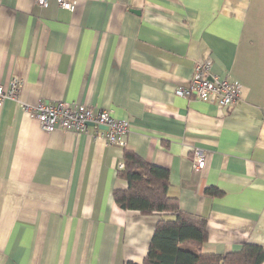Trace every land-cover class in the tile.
Wrapping results in <instances>:
<instances>
[{
    "label": "crops",
    "instance_id": "crops-1",
    "mask_svg": "<svg viewBox=\"0 0 264 264\" xmlns=\"http://www.w3.org/2000/svg\"><path fill=\"white\" fill-rule=\"evenodd\" d=\"M67 1L0 0V83L18 77L24 103L96 105L130 129L108 145L1 103L0 264H141L160 215L116 204L124 150L168 171L167 195L206 220L204 253L264 246V0ZM205 61L240 86L234 106L176 94Z\"/></svg>",
    "mask_w": 264,
    "mask_h": 264
},
{
    "label": "trees",
    "instance_id": "trees-1",
    "mask_svg": "<svg viewBox=\"0 0 264 264\" xmlns=\"http://www.w3.org/2000/svg\"><path fill=\"white\" fill-rule=\"evenodd\" d=\"M117 176L127 182L126 189L112 193L121 209L160 215L141 264H261L264 261V246L251 243L223 255L204 253L203 245L208 239L206 220L180 211L177 201L167 195L166 169L124 150L123 167ZM206 193L219 192L211 188Z\"/></svg>",
    "mask_w": 264,
    "mask_h": 264
},
{
    "label": "built area",
    "instance_id": "built-area-1",
    "mask_svg": "<svg viewBox=\"0 0 264 264\" xmlns=\"http://www.w3.org/2000/svg\"><path fill=\"white\" fill-rule=\"evenodd\" d=\"M36 3L44 6L47 0H36ZM56 3L62 9L73 10L74 8V2L71 1L56 0ZM22 83V80L15 76L4 84L0 83V105L6 99L15 102L35 117L46 132L71 130L78 134L102 137L108 145L123 146L125 144L122 137L130 129L129 121L115 118L109 111L96 105L68 104L64 101H39L29 105L20 99ZM239 90L240 86L232 82L229 76L221 78L214 75L211 72L210 63L205 61L195 64L193 75L187 86L178 87L176 94L188 99L196 98L204 102H216L220 107L230 108L238 102ZM191 161L193 171L196 173L204 169L206 165L204 153L199 149L194 150Z\"/></svg>",
    "mask_w": 264,
    "mask_h": 264
},
{
    "label": "water",
    "instance_id": "water-1",
    "mask_svg": "<svg viewBox=\"0 0 264 264\" xmlns=\"http://www.w3.org/2000/svg\"><path fill=\"white\" fill-rule=\"evenodd\" d=\"M89 125H92L91 123H89ZM100 128H102V129H105L106 127H100Z\"/></svg>",
    "mask_w": 264,
    "mask_h": 264
}]
</instances>
